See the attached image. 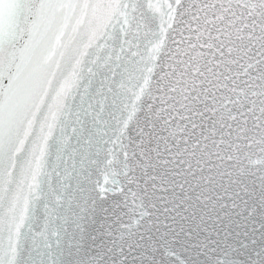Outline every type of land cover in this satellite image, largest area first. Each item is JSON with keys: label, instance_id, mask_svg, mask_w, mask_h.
<instances>
[{"label": "snow or ice", "instance_id": "6c2138e0", "mask_svg": "<svg viewBox=\"0 0 264 264\" xmlns=\"http://www.w3.org/2000/svg\"><path fill=\"white\" fill-rule=\"evenodd\" d=\"M0 264H264V0H0Z\"/></svg>", "mask_w": 264, "mask_h": 264}]
</instances>
